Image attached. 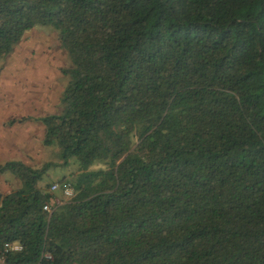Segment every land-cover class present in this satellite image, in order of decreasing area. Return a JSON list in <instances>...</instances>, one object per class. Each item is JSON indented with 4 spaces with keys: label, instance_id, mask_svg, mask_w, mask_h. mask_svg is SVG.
Returning a JSON list of instances; mask_svg holds the SVG:
<instances>
[{
    "label": "trees",
    "instance_id": "obj_1",
    "mask_svg": "<svg viewBox=\"0 0 264 264\" xmlns=\"http://www.w3.org/2000/svg\"><path fill=\"white\" fill-rule=\"evenodd\" d=\"M51 26L68 65L43 145L8 162L0 245L47 264H264V0H0V62ZM59 165V166H60Z\"/></svg>",
    "mask_w": 264,
    "mask_h": 264
},
{
    "label": "rangeland",
    "instance_id": "obj_2",
    "mask_svg": "<svg viewBox=\"0 0 264 264\" xmlns=\"http://www.w3.org/2000/svg\"><path fill=\"white\" fill-rule=\"evenodd\" d=\"M68 65L66 54L60 48L57 34L51 26H37L25 34L13 52L0 62V110L16 108L10 120L61 113L60 98L67 78L62 69ZM0 111V117L3 116ZM18 114V115H17ZM0 125V167L6 162H21L32 168L52 165L43 175V182L58 184L57 200H68L61 192L64 181L74 165L61 166L54 147H46L38 124L19 123ZM37 133V134H36ZM44 139V137H43ZM60 165V166H59ZM22 181L12 170L0 171V195L18 190Z\"/></svg>",
    "mask_w": 264,
    "mask_h": 264
},
{
    "label": "built area",
    "instance_id": "obj_3",
    "mask_svg": "<svg viewBox=\"0 0 264 264\" xmlns=\"http://www.w3.org/2000/svg\"><path fill=\"white\" fill-rule=\"evenodd\" d=\"M60 187L58 184H52L50 187V192L54 193L55 191L59 190ZM61 192L67 199H70L73 197V190L70 187V185H63L61 187ZM59 204V200L56 198H52L44 204L43 211L47 214H51L53 211V208L56 207ZM24 247L22 244L16 241L12 242H5L0 245V264H47V261H50L52 259L51 255L48 252H42L39 260L34 263L30 262H17L12 261V259L18 255L19 253L23 252Z\"/></svg>",
    "mask_w": 264,
    "mask_h": 264
},
{
    "label": "crops",
    "instance_id": "obj_4",
    "mask_svg": "<svg viewBox=\"0 0 264 264\" xmlns=\"http://www.w3.org/2000/svg\"><path fill=\"white\" fill-rule=\"evenodd\" d=\"M60 102V101H59ZM15 109L16 108H9V109H1L0 111H2L3 113V116L0 117V125L3 126V124L6 122L5 118H7L9 121H8V125H15V124H19V123H23V122H26V123H30L33 122L35 124H38V129L36 130V132L39 133V137L41 136V139L40 140H43V137H44V134H45V129H44V126L39 122L37 121L38 118H41V117H44V116H39V117H23V118H20L15 116L14 118H18V119H13V120H10L12 116L15 115ZM18 115V114H17ZM37 134V133H36ZM9 162H12V161H9ZM8 163V162H6ZM5 163V164H6Z\"/></svg>",
    "mask_w": 264,
    "mask_h": 264
}]
</instances>
